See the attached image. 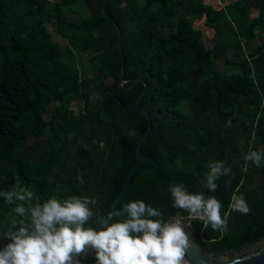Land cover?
Here are the masks:
<instances>
[{
    "label": "trees",
    "instance_id": "trees-1",
    "mask_svg": "<svg viewBox=\"0 0 264 264\" xmlns=\"http://www.w3.org/2000/svg\"><path fill=\"white\" fill-rule=\"evenodd\" d=\"M105 8L121 31L122 85L117 31L102 0H0V192L22 186L40 202L87 197L97 201L94 212H112L128 173L149 167L136 154L148 128L134 109L142 95L151 129L140 152L157 167L132 175L115 211L140 200L186 216L172 207L168 191L183 184L191 194L216 196L226 214V233L190 221L207 252H240L264 240V162L257 168L243 159L264 152V0H235L220 9L205 0H106ZM203 18L215 34L211 49L193 26ZM46 22L64 46L52 41ZM217 53L228 74L218 71ZM73 101L82 108L72 111ZM31 139L36 143L29 146ZM213 162L231 173L210 193L204 181ZM237 190L247 215L229 208ZM14 207L0 197V250L11 242L3 234ZM88 226L97 227L94 220ZM80 259L96 261L94 254Z\"/></svg>",
    "mask_w": 264,
    "mask_h": 264
},
{
    "label": "clouds",
    "instance_id": "clouds-1",
    "mask_svg": "<svg viewBox=\"0 0 264 264\" xmlns=\"http://www.w3.org/2000/svg\"><path fill=\"white\" fill-rule=\"evenodd\" d=\"M243 159L259 168L264 152L249 151ZM208 168L204 188L214 193L216 181L231 169L223 162H213ZM168 191L172 207L187 215L170 217L167 222L160 210L140 200L123 205L122 212L101 215L92 210L97 201L87 197L69 196L61 201L53 196L40 202L22 186L0 192L8 205H15L11 227L3 234L11 242L0 250V264H81L80 258L89 254L95 255L96 264H189L186 256L191 244L185 226L198 220L204 228L226 233V214L222 217L221 201L214 195L191 194L183 184H170ZM229 208L244 215L250 212L238 190ZM121 215L127 218L113 222ZM93 220L97 227H86ZM262 245L264 241H258L256 247ZM216 264H241V258L219 255Z\"/></svg>",
    "mask_w": 264,
    "mask_h": 264
},
{
    "label": "water",
    "instance_id": "water-1",
    "mask_svg": "<svg viewBox=\"0 0 264 264\" xmlns=\"http://www.w3.org/2000/svg\"><path fill=\"white\" fill-rule=\"evenodd\" d=\"M105 2H106V0H102V12L109 19L112 20V18L106 12ZM112 22L114 24V27L117 31V36H118V49H119L120 58H121V70H120V75H119V81H120V85H122L125 82H127V80L124 79L125 60H124V55H123L122 43H121V31H120L119 26L113 20H112ZM139 80L140 79H136L134 82H137ZM144 92H145V89L143 91V94H144ZM141 98H142V95L137 99L135 106H134V109L138 113H140L143 117H145V119L148 122V128L146 129V131L144 132V134L142 135V137L140 138V140L137 144L136 154H137L138 159L141 162H143L144 164L148 165L149 167H136L128 173V175L126 176L125 181L123 183L122 189L120 190L118 195L115 197L114 201L112 202V206H111L112 212H116L115 211V205L123 197L128 185L130 183L132 175L139 170L154 171L157 167L156 162L154 160L144 157L140 152L141 146L144 143V141H145L146 137L148 136L150 129H151V118H150L148 112L140 106ZM122 211H123V209L120 212H122ZM161 217L165 220V222H167L168 219L172 216L168 213L161 212ZM188 223L190 225V222H188ZM184 230L187 233V235L189 237V242L191 244L189 252L186 256V259L188 260L189 264H216V257L219 256V254L207 252L204 249L200 240L197 239L193 235L190 227L185 226ZM262 241H264V240H262ZM256 245H257V243L254 245H250L247 248H244L240 252L228 251L224 255H228L230 257L231 256H239L241 258V264H264V245H262L260 247H256Z\"/></svg>",
    "mask_w": 264,
    "mask_h": 264
},
{
    "label": "rangeland",
    "instance_id": "rangeland-1",
    "mask_svg": "<svg viewBox=\"0 0 264 264\" xmlns=\"http://www.w3.org/2000/svg\"><path fill=\"white\" fill-rule=\"evenodd\" d=\"M232 1H234V0H231V2ZM205 3L207 5H210L214 9H220L224 5L230 3V1L222 2L220 0H205ZM80 14H82L83 16H87L85 11H81ZM251 16L253 17L252 14H251ZM46 26L48 27V30H49V32L51 34L52 41L57 43L60 46H64L66 44L65 43L66 41L54 31L52 24L46 22ZM193 26H194V29H196V30L201 32L202 39H203V42H204L205 46L207 48H210V49L213 48L215 46V40H216L215 39V34H214V31L212 29H209L208 27L205 26V19L203 18V19H200V20H196L194 22ZM82 62L85 65H87L88 64L87 58L83 57L82 58ZM214 62H215L216 66L218 68V71L220 73L228 74L230 72V68L225 63L224 58H223V56L221 54L217 53L214 56ZM89 70L90 69H88L86 72L88 73V75H91V73H89ZM105 83L110 84V83H112V80L107 78V79H105ZM89 99H90L91 104H93L95 102V97L94 96L90 95ZM54 106H56V105L54 104ZM82 106H83V104L80 101H73L71 103V105H70L72 111H74V112L80 110L82 108ZM180 108H181V110H185L186 109V104L185 103L181 104ZM49 109L51 110L52 106ZM45 119L46 120L49 119V112L45 115ZM35 143H36V141L34 139H31L29 141V146L34 145Z\"/></svg>",
    "mask_w": 264,
    "mask_h": 264
},
{
    "label": "crops",
    "instance_id": "crops-1",
    "mask_svg": "<svg viewBox=\"0 0 264 264\" xmlns=\"http://www.w3.org/2000/svg\"><path fill=\"white\" fill-rule=\"evenodd\" d=\"M230 2H231V0H229ZM235 1V0H234ZM251 14L253 15V17L251 16ZM258 15V10L257 9H252L251 11H250V17L251 18H254V17H256Z\"/></svg>",
    "mask_w": 264,
    "mask_h": 264
},
{
    "label": "built area",
    "instance_id": "built-area-1",
    "mask_svg": "<svg viewBox=\"0 0 264 264\" xmlns=\"http://www.w3.org/2000/svg\"><path fill=\"white\" fill-rule=\"evenodd\" d=\"M93 264H96V261Z\"/></svg>",
    "mask_w": 264,
    "mask_h": 264
}]
</instances>
